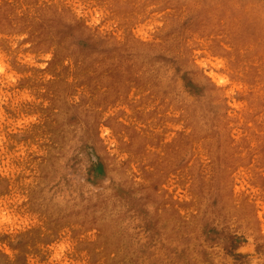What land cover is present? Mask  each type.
I'll return each instance as SVG.
<instances>
[{"label": "rangeland", "instance_id": "obj_1", "mask_svg": "<svg viewBox=\"0 0 264 264\" xmlns=\"http://www.w3.org/2000/svg\"><path fill=\"white\" fill-rule=\"evenodd\" d=\"M0 264H264V0H0Z\"/></svg>", "mask_w": 264, "mask_h": 264}]
</instances>
